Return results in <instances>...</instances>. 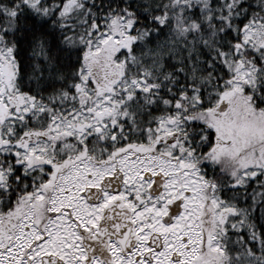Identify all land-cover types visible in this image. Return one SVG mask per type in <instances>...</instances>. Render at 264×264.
Segmentation results:
<instances>
[{"label": "snow or ice", "instance_id": "1", "mask_svg": "<svg viewBox=\"0 0 264 264\" xmlns=\"http://www.w3.org/2000/svg\"><path fill=\"white\" fill-rule=\"evenodd\" d=\"M0 264H264V0H0Z\"/></svg>", "mask_w": 264, "mask_h": 264}]
</instances>
